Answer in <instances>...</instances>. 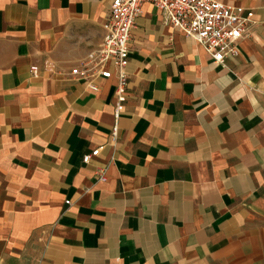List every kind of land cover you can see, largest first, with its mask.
Instances as JSON below:
<instances>
[{
	"label": "crops",
	"instance_id": "obj_1",
	"mask_svg": "<svg viewBox=\"0 0 264 264\" xmlns=\"http://www.w3.org/2000/svg\"><path fill=\"white\" fill-rule=\"evenodd\" d=\"M220 1L223 64L143 3L113 138L115 69L70 73L110 0H0V264H264V0Z\"/></svg>",
	"mask_w": 264,
	"mask_h": 264
},
{
	"label": "built area",
	"instance_id": "obj_2",
	"mask_svg": "<svg viewBox=\"0 0 264 264\" xmlns=\"http://www.w3.org/2000/svg\"><path fill=\"white\" fill-rule=\"evenodd\" d=\"M156 8L166 24L189 36L203 46L213 61L223 64L227 56L238 53V41L250 23L253 12L242 6H235L220 0H110L108 15L103 23L104 35L98 49L90 53L80 67L70 73L81 77H109L112 66L117 82L114 98V124L111 135H117V121L120 116L121 99L127 89L129 42L136 18L142 12L143 3ZM36 75V66L31 67ZM93 149L82 158L88 162L99 153ZM106 168L97 169L98 180H104Z\"/></svg>",
	"mask_w": 264,
	"mask_h": 264
}]
</instances>
